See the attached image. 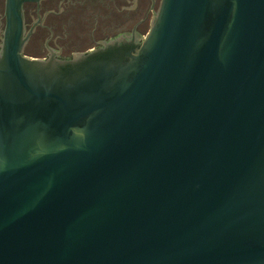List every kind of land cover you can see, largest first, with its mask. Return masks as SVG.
<instances>
[{
    "label": "water",
    "instance_id": "obj_1",
    "mask_svg": "<svg viewBox=\"0 0 264 264\" xmlns=\"http://www.w3.org/2000/svg\"><path fill=\"white\" fill-rule=\"evenodd\" d=\"M0 47V264H264V0H160L143 39Z\"/></svg>",
    "mask_w": 264,
    "mask_h": 264
},
{
    "label": "flooded vegetation",
    "instance_id": "obj_2",
    "mask_svg": "<svg viewBox=\"0 0 264 264\" xmlns=\"http://www.w3.org/2000/svg\"><path fill=\"white\" fill-rule=\"evenodd\" d=\"M160 0H23L21 55L70 59L119 36L147 34ZM6 3L0 0V47L6 28Z\"/></svg>",
    "mask_w": 264,
    "mask_h": 264
}]
</instances>
